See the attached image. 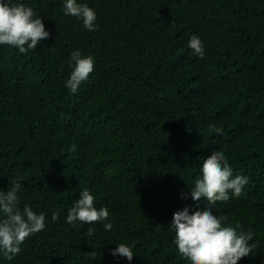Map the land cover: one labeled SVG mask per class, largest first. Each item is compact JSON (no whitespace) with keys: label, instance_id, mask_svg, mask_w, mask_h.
<instances>
[{"label":"trees","instance_id":"1","mask_svg":"<svg viewBox=\"0 0 264 264\" xmlns=\"http://www.w3.org/2000/svg\"><path fill=\"white\" fill-rule=\"evenodd\" d=\"M11 2L50 35L25 54L0 45V190L19 182L18 207L46 219L0 264H189L169 226L177 210L207 207L182 197L207 151L248 178L211 211L254 233L238 264H264V0H77L95 11L94 31L64 15L65 0ZM76 50L94 70L73 94ZM83 190L107 220L65 222ZM121 243L132 261L110 255Z\"/></svg>","mask_w":264,"mask_h":264},{"label":"clouds","instance_id":"2","mask_svg":"<svg viewBox=\"0 0 264 264\" xmlns=\"http://www.w3.org/2000/svg\"><path fill=\"white\" fill-rule=\"evenodd\" d=\"M63 11L64 15L82 21L86 30H95L96 14L87 4L65 0ZM49 35L41 18L31 7L24 3H12L11 0H0V45L16 48L20 54H25L36 49ZM188 47L203 59L204 48L198 37L192 36ZM70 59L73 70L65 81V87L75 94L93 72L94 61L91 56L82 57L79 50L74 51ZM206 155L210 156L203 160L193 186L182 197L187 199L190 196L196 202L204 198L207 207L191 214L187 207L173 213L169 226L175 233L173 243L181 258L189 264H238V261L248 257L257 248L256 243H249L254 233L251 229L245 232L239 224L235 227L223 226L224 218L214 215L211 205L239 197L248 178L233 176V169L222 151H207ZM20 188L21 184L16 182L9 190H0V253L7 260H12L21 252L20 245L27 238L45 228L44 214H36L30 206H24L22 210L18 207ZM108 216V209L94 207L93 195L83 190L68 210L65 222L70 225L77 221L93 224L107 220ZM56 219L57 214L53 213L52 220ZM103 229L110 231L111 223L103 224ZM91 234L92 230L89 229L88 235ZM89 255L95 257L94 252ZM110 255L126 258L129 262L134 257L131 247L124 243L116 246Z\"/></svg>","mask_w":264,"mask_h":264}]
</instances>
